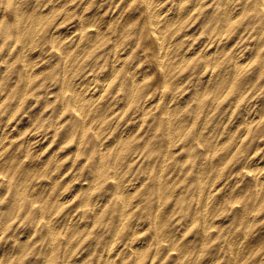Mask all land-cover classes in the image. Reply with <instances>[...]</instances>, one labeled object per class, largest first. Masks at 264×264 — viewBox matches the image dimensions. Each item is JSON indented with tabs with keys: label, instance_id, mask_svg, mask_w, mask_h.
I'll use <instances>...</instances> for the list:
<instances>
[{
	"label": "clouds",
	"instance_id": "clouds-1",
	"mask_svg": "<svg viewBox=\"0 0 264 264\" xmlns=\"http://www.w3.org/2000/svg\"><path fill=\"white\" fill-rule=\"evenodd\" d=\"M0 264H264V0H0Z\"/></svg>",
	"mask_w": 264,
	"mask_h": 264
}]
</instances>
